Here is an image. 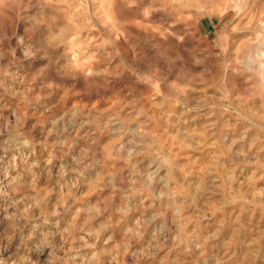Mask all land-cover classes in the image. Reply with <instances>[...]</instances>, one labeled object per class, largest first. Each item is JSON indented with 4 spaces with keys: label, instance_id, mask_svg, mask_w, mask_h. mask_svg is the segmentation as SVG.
Segmentation results:
<instances>
[{
    "label": "rangeland",
    "instance_id": "374dc122",
    "mask_svg": "<svg viewBox=\"0 0 264 264\" xmlns=\"http://www.w3.org/2000/svg\"><path fill=\"white\" fill-rule=\"evenodd\" d=\"M0 264H264V0H0Z\"/></svg>",
    "mask_w": 264,
    "mask_h": 264
},
{
    "label": "bare ground",
    "instance_id": "6f19581e",
    "mask_svg": "<svg viewBox=\"0 0 264 264\" xmlns=\"http://www.w3.org/2000/svg\"><path fill=\"white\" fill-rule=\"evenodd\" d=\"M259 63V62H258Z\"/></svg>",
    "mask_w": 264,
    "mask_h": 264
}]
</instances>
